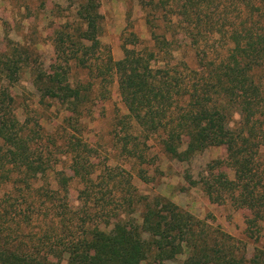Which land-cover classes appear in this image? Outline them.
<instances>
[{
  "label": "rangeland",
  "instance_id": "obj_1",
  "mask_svg": "<svg viewBox=\"0 0 264 264\" xmlns=\"http://www.w3.org/2000/svg\"><path fill=\"white\" fill-rule=\"evenodd\" d=\"M86 1L0 0V90L12 97L9 111L21 125L29 153L49 166L44 178L27 180L22 168L7 161L6 147L0 145L1 246H17L65 264L67 255L59 252L68 240L87 235L93 227L108 232L121 221L128 229L140 231L147 248L143 264H157L154 239L158 236L143 230L141 224L146 209L163 199L179 207L191 231L177 235L176 242L183 240L182 250L164 264H183L191 254L190 242L199 241L208 243L209 249L234 253L241 264H262L264 210L256 215L247 207L234 208L229 200L212 202L204 189L205 181L234 178L226 147L209 146L186 160L169 156L162 130L148 132L128 116L118 90L117 69L105 68L108 51L115 61L123 59L124 47L156 53L152 32L170 42L166 48L171 54L168 63L152 59L153 66L168 64L187 77L210 63L201 48L191 45L177 15L169 14L171 23L162 17L168 6L162 0H94L99 30L94 38L83 41L96 43L98 48L84 55L89 64L84 67L71 57L82 51L68 43L69 65L60 68L79 94L77 108L83 114L78 118L37 88V74L50 73L53 64H61L54 47L56 32L69 34L75 43L77 30L84 29L80 12ZM15 45L21 68L12 81L3 73L2 56L15 58ZM230 47L223 40L205 45L216 66L229 55ZM238 119L234 112L230 125ZM179 139L182 150L187 137ZM79 140L90 151L78 145ZM74 158L90 162L86 178L79 174Z\"/></svg>",
  "mask_w": 264,
  "mask_h": 264
},
{
  "label": "trees",
  "instance_id": "obj_2",
  "mask_svg": "<svg viewBox=\"0 0 264 264\" xmlns=\"http://www.w3.org/2000/svg\"><path fill=\"white\" fill-rule=\"evenodd\" d=\"M162 3L168 5V8L164 6L162 17L171 23L169 14L177 15L191 45L197 50L201 48L203 57L210 63L192 70L194 74L187 77L178 75L168 64L153 66L152 59H167L168 63L171 54L166 48L170 42L152 32L156 53L143 54L124 47L123 59L115 61L108 51L105 68L117 69L118 90L128 116L148 132L162 130L163 147L169 156L186 160L209 146H225L234 178L211 184L205 181L204 189L212 202L229 200L234 208L247 207L259 215L264 210V158L261 156L264 146V4H256V0H162ZM80 17L84 29L77 30L75 43L69 34L56 32L54 47L61 64H53L50 73L39 72L34 80L43 96L66 105L75 118L83 114V110L77 108L79 94L67 83L66 73L60 68L69 65L66 45H75L82 51L80 56L77 52L71 57L84 67L89 65L84 55L98 48L96 43L88 45L83 41L94 38L99 30L94 0L86 1ZM219 40L230 42L232 47L228 49L229 55L221 58L216 66L211 50L205 45ZM18 53L15 45L12 46L15 58L2 56L5 59L3 73L12 81L21 68ZM11 103L9 93L0 90V145L6 147L7 161L22 168L27 180L44 178L49 166L44 165L39 156L29 153L31 148L20 132L21 125L9 111ZM234 112L239 114V119L230 125ZM183 135L187 143L180 150L179 137ZM78 145L90 151L80 140ZM74 164L81 177L86 178L91 171L90 162L74 158ZM141 228L158 236L154 239L159 257L157 264H164L165 259L180 253L183 240L176 242V237L190 231L185 214L177 205L163 199L146 209ZM2 237L0 231V241ZM207 245L205 241L190 242L191 254L183 264H241L242 259L234 253L221 248L209 249ZM146 251L140 231L130 230L117 221L108 232L93 227L87 235L68 240L59 254L67 255L65 264H143ZM261 263L264 264V260ZM0 264L61 263L51 261L49 256L39 258L17 246L0 244Z\"/></svg>",
  "mask_w": 264,
  "mask_h": 264
}]
</instances>
